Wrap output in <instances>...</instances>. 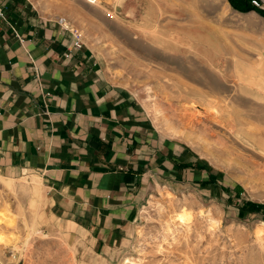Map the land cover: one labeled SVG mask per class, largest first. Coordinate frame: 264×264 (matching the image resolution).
<instances>
[{"label":"rangeland","instance_id":"1","mask_svg":"<svg viewBox=\"0 0 264 264\" xmlns=\"http://www.w3.org/2000/svg\"><path fill=\"white\" fill-rule=\"evenodd\" d=\"M34 1L68 12L105 72L131 89L155 125L187 144L217 178L210 185L153 184L138 219L101 239L90 224L66 223L34 176L0 173V264H264V218L245 207L264 205V14L237 11L228 0H221L227 14L194 0H124L122 9L114 7L116 0ZM259 7L264 11V0ZM185 28L213 33L215 58L227 75L226 89L213 87L226 91V98L213 97L217 119L208 117L213 108L179 85L180 78L200 91L178 76L194 64L163 44ZM246 77L259 79V88L241 84ZM34 192L47 224L33 222L28 204ZM181 213L188 215L185 224Z\"/></svg>","mask_w":264,"mask_h":264},{"label":"crops","instance_id":"2","mask_svg":"<svg viewBox=\"0 0 264 264\" xmlns=\"http://www.w3.org/2000/svg\"><path fill=\"white\" fill-rule=\"evenodd\" d=\"M75 30L57 7L0 0V173L34 176L66 223L102 239L138 219L153 184L217 176L89 46H74Z\"/></svg>","mask_w":264,"mask_h":264},{"label":"bare ground","instance_id":"3","mask_svg":"<svg viewBox=\"0 0 264 264\" xmlns=\"http://www.w3.org/2000/svg\"><path fill=\"white\" fill-rule=\"evenodd\" d=\"M91 1L97 5L100 4L99 0H91ZM108 1L110 2V0H108ZM194 1L196 3L201 2V1H207V3L212 6V8L219 9L221 7L223 9L224 13L227 14V9H228L227 7L228 6L226 4H224V2L221 0H194ZM100 5H102V4H100ZM123 5H124V0H116L114 2L115 8L122 9ZM203 16H204V14H203ZM226 17H228V15H226ZM193 24H195V23H193ZM179 27H181V26H179ZM206 27H207V25H206ZM212 28H213V26H211V29ZM212 36H213V33H211L210 31L205 30V31H201V32L198 31L197 32L193 29L191 30V29L185 28L184 31H182V33L175 32V33L168 34L167 35V41L168 42L164 41L165 43H163V44L165 45V47L171 46L175 53L181 54L180 55L181 60L184 63L185 62H187V63L192 62L194 64V69L192 71H189V70L180 71V72H178V74H179L178 76L186 78V79L194 82L199 87L200 91H196L197 89H194L195 88L194 86H193L194 87L193 89H191V87L189 89L187 82L180 80V78H179V81H180L179 85L183 86L182 90L185 91L184 93L191 94L192 97H195L193 99L200 100L206 106L213 108V111L211 110L208 112V117H211L214 120V119L218 118V116L220 115V114H218V112H220V111H218L214 107L216 105H215V100L213 97L216 94H218V95H222L224 98H226V94H225L226 91H213V87L215 84L220 83L221 87H224V89H226V87H227V85H226L227 75H226L225 69L221 68L220 60H216V58H215V52H214V49L212 47V38H213ZM183 46H185V47H183ZM219 48H220V46H219ZM167 55L168 56L170 55V57L173 56V54H170V53ZM250 71H252V70H250ZM250 74H252V73L250 72ZM173 78H175V76ZM215 78H218L219 81H216ZM169 79H171V78L169 77ZM240 79H241L240 80L241 84H243V85L250 86V87L253 86L254 88L255 87L259 88V86H260L259 79H255V78H251V77L240 78ZM176 81H177V79H176ZM179 85L177 84L176 86H179ZM255 92L260 93L263 91H255ZM220 120H222V119H220ZM219 125H221V124H219ZM224 126L228 127L227 125H224ZM240 138H243L242 135ZM20 189L22 190V192H25V193L29 192V189L24 184L20 185ZM34 194H35V192L30 197L29 204H28L29 207H31V209H32L31 213H32V217L34 218L33 222H35V224H39V223L47 224V223H49V221L47 219L46 212L43 210V207H41L40 201L38 200L37 195L35 196ZM19 212H20V210H19ZM187 219H188V215H186V214L181 213L178 216V220L183 224L186 223ZM22 220L25 224H27V214L24 211L22 212ZM1 233L2 232H0V241H2L4 238L1 235ZM70 237L71 236L68 235V238H70Z\"/></svg>","mask_w":264,"mask_h":264},{"label":"trees","instance_id":"4","mask_svg":"<svg viewBox=\"0 0 264 264\" xmlns=\"http://www.w3.org/2000/svg\"><path fill=\"white\" fill-rule=\"evenodd\" d=\"M231 6L240 12H247L251 10H255L259 12L260 14H264V11L260 9L259 3L260 0H255L258 4H255L253 0H228ZM250 207L252 211H259L262 213L264 218V205L254 204L252 202L245 203V207ZM244 208V207H243ZM243 212L241 211L240 214Z\"/></svg>","mask_w":264,"mask_h":264},{"label":"built area","instance_id":"5","mask_svg":"<svg viewBox=\"0 0 264 264\" xmlns=\"http://www.w3.org/2000/svg\"><path fill=\"white\" fill-rule=\"evenodd\" d=\"M253 2L255 4H258L255 0H253ZM73 35H74V43H73L74 46L77 47V48L82 47L83 42H82L81 34L77 30H75Z\"/></svg>","mask_w":264,"mask_h":264}]
</instances>
